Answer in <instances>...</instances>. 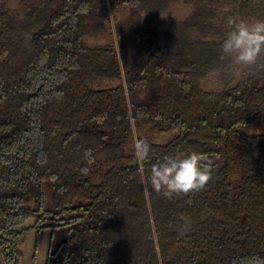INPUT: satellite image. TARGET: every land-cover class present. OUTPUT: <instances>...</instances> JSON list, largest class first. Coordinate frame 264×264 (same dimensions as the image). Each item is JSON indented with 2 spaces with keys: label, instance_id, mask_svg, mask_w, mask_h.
<instances>
[{
  "label": "trees",
  "instance_id": "1",
  "mask_svg": "<svg viewBox=\"0 0 264 264\" xmlns=\"http://www.w3.org/2000/svg\"><path fill=\"white\" fill-rule=\"evenodd\" d=\"M218 1L173 21L163 0H22V19L0 0V264L47 216L64 236L45 264H264V132L243 131L264 114V55L239 73L221 55L227 18L264 19V0ZM192 151L203 190L152 189V165Z\"/></svg>",
  "mask_w": 264,
  "mask_h": 264
},
{
  "label": "clouds",
  "instance_id": "2",
  "mask_svg": "<svg viewBox=\"0 0 264 264\" xmlns=\"http://www.w3.org/2000/svg\"><path fill=\"white\" fill-rule=\"evenodd\" d=\"M222 58L233 73L257 64L264 55V19L227 18V31L221 44ZM150 145L137 139L134 155L139 163L149 158ZM212 178L209 164L203 156L192 151L184 155L166 156L152 165L149 182L156 192L167 198L203 190Z\"/></svg>",
  "mask_w": 264,
  "mask_h": 264
},
{
  "label": "rangeland",
  "instance_id": "3",
  "mask_svg": "<svg viewBox=\"0 0 264 264\" xmlns=\"http://www.w3.org/2000/svg\"><path fill=\"white\" fill-rule=\"evenodd\" d=\"M5 10L12 14L17 19H22L31 3L22 2V0H3ZM214 1V0H208ZM222 0H219L220 2ZM225 1V0H224ZM194 0H163L150 8L158 10L162 16H169L173 21L183 20L193 9ZM127 14V10H121L117 16L123 17ZM112 19V18H111ZM113 32V30H112ZM113 39L112 34L103 33H90L86 37L87 44L94 46L108 42ZM202 86L207 90H217L214 74H209L202 82ZM177 132L175 130H166L162 132H151L149 138L154 143H165L172 139ZM47 220L53 224L48 228H31L26 231L20 238L19 250L20 261L19 264H45L46 252L49 245L57 243L63 236L64 230L62 227L57 226L58 221L52 216H47ZM33 218H29L26 225L31 224Z\"/></svg>",
  "mask_w": 264,
  "mask_h": 264
},
{
  "label": "crops",
  "instance_id": "4",
  "mask_svg": "<svg viewBox=\"0 0 264 264\" xmlns=\"http://www.w3.org/2000/svg\"><path fill=\"white\" fill-rule=\"evenodd\" d=\"M243 131L247 135H254L264 132V114L246 123L243 127Z\"/></svg>",
  "mask_w": 264,
  "mask_h": 264
}]
</instances>
